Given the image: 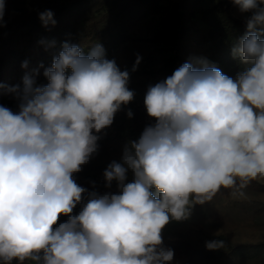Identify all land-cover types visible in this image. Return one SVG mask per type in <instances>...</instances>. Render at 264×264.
<instances>
[{
	"label": "clouds",
	"instance_id": "obj_1",
	"mask_svg": "<svg viewBox=\"0 0 264 264\" xmlns=\"http://www.w3.org/2000/svg\"><path fill=\"white\" fill-rule=\"evenodd\" d=\"M232 2L249 14L232 49L243 71L232 78L199 59L149 86L144 105L155 123L103 174L107 187L116 181V193L89 192L74 179L98 151L97 133L134 98L129 72L100 43L85 54L64 42L44 71L46 85L26 74L22 87L9 89L18 110L0 105L2 264H170L174 251L162 247L170 220L187 219L191 205L221 188L264 180V0ZM5 9L0 0V27ZM53 15L39 13L44 27L55 26Z\"/></svg>",
	"mask_w": 264,
	"mask_h": 264
},
{
	"label": "rangeland",
	"instance_id": "obj_2",
	"mask_svg": "<svg viewBox=\"0 0 264 264\" xmlns=\"http://www.w3.org/2000/svg\"><path fill=\"white\" fill-rule=\"evenodd\" d=\"M218 1L224 0H159V9L149 12L135 7L131 0H6L3 27L31 23L39 19V13L51 10L55 26H65V32L69 33H65L66 37L81 47L108 42L111 35L118 31L125 34L126 40L117 44L110 56L122 71L129 72L128 88L134 92V98L121 106L111 126L97 133L100 137L97 141L98 151L82 166L80 172L74 174L80 186L101 195L118 191L116 181L112 182L111 187L106 186L103 174L113 161L122 162L124 149L130 146L117 137L122 128H129V123H124L123 119L130 120L137 116L146 126L154 124L155 120L148 116L144 105L149 86L163 81L185 62L199 59L209 61V46L205 41L208 25L201 19L200 11ZM229 11L244 21L249 15L241 13L234 3ZM170 14L174 15L176 22L169 21L168 26H165ZM179 23L184 32L176 39L173 26ZM3 27H0V31ZM31 36L35 34L22 35L21 39L24 41ZM137 56L141 58L140 63L133 71ZM15 75V69L5 65L0 77V105L14 112L18 110L14 100L16 96L9 89L17 85L12 81ZM129 111L132 113L131 118L128 116ZM132 179L133 174L129 171L126 182ZM80 210L81 205H77L73 214H78ZM66 219L61 216L58 223ZM162 237V247L174 251L170 264H182L185 261L186 246L206 247L207 241L223 240L225 247L220 248L223 251L237 244L264 242V180L251 181L242 189L221 188L210 202L191 205L187 219L170 220L162 230ZM11 264L20 262L13 260ZM24 264L34 262L26 260ZM196 264L220 262L205 260ZM232 264H264V255L235 258Z\"/></svg>",
	"mask_w": 264,
	"mask_h": 264
},
{
	"label": "trees",
	"instance_id": "obj_3",
	"mask_svg": "<svg viewBox=\"0 0 264 264\" xmlns=\"http://www.w3.org/2000/svg\"><path fill=\"white\" fill-rule=\"evenodd\" d=\"M131 1L135 7L149 12L157 11L160 7L159 0ZM201 1L205 0H198V2ZM232 4V0L218 1L211 7L202 9L200 16L208 25L205 41L209 46V62L218 67L224 74L235 78L245 66L240 62L239 57L234 58L232 49L245 35L247 27L244 20H240L230 13ZM169 21L176 22L173 14L168 16L165 26H168L167 22L169 23ZM24 28H27V31H24ZM64 29L65 26L62 25L44 27L40 19L31 23L23 22L13 27H3L0 31V77L5 65H10L15 69L16 75L12 81L13 84H17L16 86H23V77L26 74L33 75L37 85H46L48 81L44 76V71L51 67L53 57L59 53L64 42L74 44L71 39L66 37L68 31L65 32ZM173 30L176 39H179L184 32L181 23L178 26L174 25ZM25 34H35V36L23 41L21 36ZM125 40V34L118 31L111 35L110 41H101L100 44L106 50V58L111 60L110 53L113 48ZM82 48L87 54L91 47L88 45ZM24 62H27V68L22 67ZM0 87L2 88L1 85ZM14 100L18 106L17 98L15 97ZM123 122L129 123V128L127 130L122 128L125 131L119 128L121 133H118L117 137L125 140L128 144L138 141L146 127L143 121L140 122L137 116H134L130 120L123 119ZM153 194L158 196L155 189H153ZM184 254L185 261L182 264H196L205 260H216L220 264H232L235 258H255L264 255V242L237 244L226 251L186 246Z\"/></svg>",
	"mask_w": 264,
	"mask_h": 264
}]
</instances>
